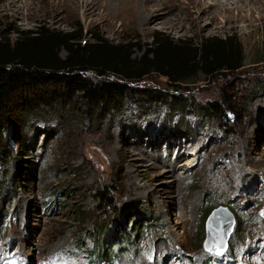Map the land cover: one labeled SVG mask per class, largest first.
Segmentation results:
<instances>
[{
    "label": "rangeland",
    "instance_id": "rangeland-1",
    "mask_svg": "<svg viewBox=\"0 0 264 264\" xmlns=\"http://www.w3.org/2000/svg\"><path fill=\"white\" fill-rule=\"evenodd\" d=\"M50 2L0 0V40L13 43L39 29L73 34L74 45L97 37L139 58L153 36L197 45L233 37L244 67L197 76L177 91L158 75L131 85L182 96L191 103L186 111L155 95L88 112L79 96L55 108L25 90L14 93L11 120L0 125V264H99V240L114 246L115 264H264V15L233 12L229 24L224 15L200 24L188 15V0H172L165 16L153 13L160 17L154 24L121 26ZM54 88L44 86L43 95ZM238 100L246 108L238 122L229 112L217 121L197 109ZM100 191L110 205L99 201ZM220 207L232 221L227 247L223 238L207 250L206 215Z\"/></svg>",
    "mask_w": 264,
    "mask_h": 264
},
{
    "label": "trees",
    "instance_id": "trees-1",
    "mask_svg": "<svg viewBox=\"0 0 264 264\" xmlns=\"http://www.w3.org/2000/svg\"><path fill=\"white\" fill-rule=\"evenodd\" d=\"M75 40L73 34H52L39 29L19 34L13 43L0 40V125L11 120V99L19 90L31 93L43 105L46 99L55 108H61L63 98L79 96L85 111L98 112L103 107L118 110L126 99L136 97L143 100L155 95L171 110L186 111L190 107L189 100L182 96L161 94L157 90H138L131 85L149 75H158L177 91L197 76L211 77L241 70L245 60L242 46L233 37L206 38L197 45L190 40L173 41L164 35L153 36L150 48L139 58L133 57L130 50L108 45L97 37L93 38L94 44L85 42L74 45ZM61 50L65 52L64 57L59 55ZM87 72H94L96 80L89 78ZM49 85L55 88L48 92L47 97L43 95L42 88ZM56 91L59 92L58 96H55ZM233 103L230 107L222 102H212L197 109L202 113L208 112L217 121L226 119L229 112L238 122L246 108L239 100ZM23 117L15 120L22 122ZM229 129H233V126L227 131ZM109 197L104 191L98 192V199L105 206L110 205ZM212 211L206 215L207 218ZM76 216L81 218V212L78 211ZM133 225L132 230L138 236L140 225ZM230 227L231 219L228 232ZM205 230L206 241H201L200 245L204 242L202 246L206 248V223ZM108 247L112 246L99 240L94 256L111 260L114 246Z\"/></svg>",
    "mask_w": 264,
    "mask_h": 264
},
{
    "label": "bare ground",
    "instance_id": "bare-ground-1",
    "mask_svg": "<svg viewBox=\"0 0 264 264\" xmlns=\"http://www.w3.org/2000/svg\"><path fill=\"white\" fill-rule=\"evenodd\" d=\"M170 1L172 0H159L158 2L155 0H138V7L136 0H51L49 7L56 10L70 8V10L73 12L80 10L83 12L84 17L86 18L101 19L106 22H110L111 25L112 21L114 20L119 21L121 26H124L129 21L140 20L141 25L147 27L160 19V17H157L158 19H152L153 13H155L157 10L162 11L163 16H165L167 12L174 9V6L170 4ZM188 1L189 4L187 5L191 7L188 8L189 10L185 8L188 12V15H190V17L194 16L195 21L199 23L202 22L201 20L205 16H207V18L211 17V20H213L220 15H224V22H228L229 24L232 21L233 12H237V16L241 17H243L246 12H249L251 15L257 14L259 19L262 18V15H264V0ZM197 13L198 15L196 16ZM200 27L201 30H203L208 28V24H202ZM224 214L225 213L220 212L218 213L220 218L216 216L212 217L214 229H210V226L208 228V237L206 242L207 250L218 249L224 241L223 238L226 235L229 224V218H227ZM210 238L212 239L211 243H209Z\"/></svg>",
    "mask_w": 264,
    "mask_h": 264
},
{
    "label": "water",
    "instance_id": "water-1",
    "mask_svg": "<svg viewBox=\"0 0 264 264\" xmlns=\"http://www.w3.org/2000/svg\"><path fill=\"white\" fill-rule=\"evenodd\" d=\"M225 210V208H222V207H220L219 209H215V210H213L212 212H211V214L208 216V218H207V220H206V229L208 230V228H209V226H210V222L212 221V217L213 216H215V215H218V213H220V212H222V211H224ZM224 213V212H223ZM226 215H227V217L230 219V216L227 214V213H225ZM218 218H220L219 216H217ZM213 226H214V224H213ZM231 227H232V221H231ZM231 227H230V230H229V232L228 231H226V235L224 236V240H225V246L227 247V244H226V237H228V235H230V233H231ZM225 246H224V248H225ZM223 248V249H224Z\"/></svg>",
    "mask_w": 264,
    "mask_h": 264
}]
</instances>
